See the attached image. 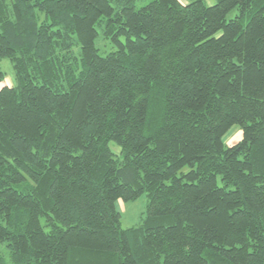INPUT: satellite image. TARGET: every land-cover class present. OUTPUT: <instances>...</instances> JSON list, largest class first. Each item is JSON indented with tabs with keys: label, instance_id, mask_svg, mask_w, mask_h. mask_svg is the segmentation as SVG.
Returning <instances> with one entry per match:
<instances>
[{
	"label": "trees",
	"instance_id": "1",
	"mask_svg": "<svg viewBox=\"0 0 264 264\" xmlns=\"http://www.w3.org/2000/svg\"><path fill=\"white\" fill-rule=\"evenodd\" d=\"M184 1L0 0V264H264V0Z\"/></svg>",
	"mask_w": 264,
	"mask_h": 264
},
{
	"label": "rangeland",
	"instance_id": "2",
	"mask_svg": "<svg viewBox=\"0 0 264 264\" xmlns=\"http://www.w3.org/2000/svg\"><path fill=\"white\" fill-rule=\"evenodd\" d=\"M152 0H137L135 3L136 9H139L148 3H150ZM181 3L185 4L186 2L184 0H179ZM216 3V0H205V4L207 6H212ZM238 14V11L236 9L231 10L227 16L226 20H232L234 19ZM95 46L98 50V53L100 56H105L108 53L112 52L114 50L113 44L111 42L105 40L100 34L95 39ZM0 71L5 73L7 76L6 79H4V83H2L1 86H11L12 84V66L10 62L6 59L0 60ZM240 140V132L238 131L237 127H233L226 133V135L223 137V141L228 146H231L235 144L237 141ZM110 149L118 154V149L113 145V143H110L109 145ZM116 209L120 214V227L122 229H128L132 227H137L145 215V210L147 206V198L146 195L140 196L136 201L124 203L122 201H117Z\"/></svg>",
	"mask_w": 264,
	"mask_h": 264
}]
</instances>
